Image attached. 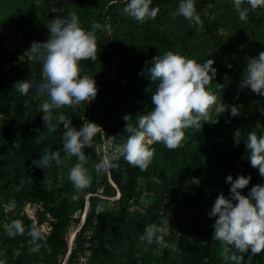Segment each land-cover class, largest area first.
I'll return each instance as SVG.
<instances>
[{"label": "rangeland", "instance_id": "rangeland-1", "mask_svg": "<svg viewBox=\"0 0 264 264\" xmlns=\"http://www.w3.org/2000/svg\"><path fill=\"white\" fill-rule=\"evenodd\" d=\"M180 2L152 0L150 7L159 9L157 16L140 23L123 12L126 0H0V226L11 248L8 252L0 248L3 264H234L221 255L225 245L213 240L212 225L217 217L210 218L208 213L221 192L230 195L228 175L234 179L251 176L249 185L242 190L246 195L251 187L264 184V177L250 164L245 144L251 132L258 137L264 135V95L240 88L248 58L264 51L246 38L253 30L251 14L264 13V7L252 10L243 4L248 14L246 20H241L233 0H194L202 21L195 25L177 14ZM73 12L86 31L93 23L99 25L95 31L97 60L79 62L81 76L95 79L98 93L89 103L51 109V125L57 129L53 132L41 112L42 103L49 98L47 94H37L45 80L42 63L30 46L34 41L43 43L49 39L47 25L52 19H64ZM168 51L200 64L213 60L217 73L206 89L217 96V105L222 102L242 108L241 114L233 117L230 111L217 113L214 106L207 123L201 121V131L207 132L206 141L199 146L205 156L200 180L212 192L207 203L201 201L196 206L190 199L174 201L163 195L162 199L159 196V209L150 211L144 196L150 189L164 185L155 178V172L163 171L167 160H174L176 151L154 143L152 163L141 171L119 156V149L130 135L125 131L127 121L123 117L130 116L128 123L136 126L137 114H147L154 108L151 97L156 85L144 66ZM19 81L31 82L27 95L19 92ZM149 87L153 91H146ZM61 115L71 119L77 130L84 122H93L104 131L93 138L91 148L84 149L88 157L85 167L93 177L89 188L77 190L68 178L77 157L60 166L55 161L46 168L33 165V160L53 151H59L64 158ZM194 130H185V140L193 138ZM237 130L240 132L235 137ZM105 153L119 156L113 161L117 170L135 176L129 186L137 196L129 200L125 209L120 207L122 192L113 183L111 170L100 175L94 170ZM212 156L220 162L219 176L206 170ZM200 180L195 177L192 182L199 184ZM107 183L112 186L110 195L105 193ZM93 205H97L95 213ZM115 212L121 214L102 217ZM91 215L92 225L83 233L79 248L77 235ZM13 220L22 221L24 235H7ZM102 220L106 221L101 230L104 239H93L95 226ZM151 224L167 228L166 247L148 244L143 238ZM34 225L45 234L47 243L38 242L40 249L30 252L34 245L27 232ZM227 247L231 255L235 249ZM237 255L244 258L241 264H264V251L251 255L249 250Z\"/></svg>", "mask_w": 264, "mask_h": 264}, {"label": "clouds", "instance_id": "clouds-1", "mask_svg": "<svg viewBox=\"0 0 264 264\" xmlns=\"http://www.w3.org/2000/svg\"><path fill=\"white\" fill-rule=\"evenodd\" d=\"M233 2L241 20H246L248 14V9L242 7L243 4L247 3L252 10L264 7V0ZM151 3L152 0H126L123 12L143 23L147 19H154L159 12L158 8L150 7ZM177 14L190 23L202 24L194 0H181ZM47 27L50 31L49 39L43 43L32 42L30 50L41 61L45 76L37 93L47 94L49 98L41 106L43 121L49 130L55 132L57 129L51 125V109L76 106L84 101L89 103L97 96L95 79L88 75L81 76L79 62L97 60L95 31L99 25L93 23L91 30L86 31L81 27L77 14L73 12L67 18L52 19ZM213 64L211 59L200 64L172 51H168L163 57H154L152 66L148 69L149 78L156 85L151 97L154 108L147 114H137L136 126L128 123L130 116L123 117L127 121L125 131L130 135L120 147L119 156L144 171L152 163L155 154L151 145L159 142L169 149L182 146L186 139L185 130L195 128L200 131L201 121L207 123L214 106L219 114L230 111L231 116H239L242 105H226L222 102L217 105V96L206 89L217 73ZM17 84L23 95H27L32 87L30 81H19ZM240 88H250L252 92L264 95V51L255 58H248ZM146 91L153 89L149 87ZM59 122L65 129L61 138L64 158H61L59 151H53L41 155L39 160H33V165L46 168L50 162L55 161L60 166L65 160L75 156L78 162L70 169L68 178L77 190L89 188L93 177L85 167L88 157L84 149L91 148L93 138L104 131L93 122H84L80 130H77L71 125V119H66L63 115L59 117ZM216 122L217 120L213 123ZM239 132L236 131L235 137ZM245 144L249 150L251 166L258 169L259 174L264 177V135L258 137L255 132H251ZM119 156L105 153L101 161L94 165L96 174L109 173L117 166L113 161ZM250 181L251 176L239 175L234 179L232 175H228L226 183L230 184V195L225 196L221 192L208 213L210 218L217 217L212 225L213 240L225 245L221 255L225 261L231 260L234 264H241L244 259L237 253L250 250L251 255H257L264 251V184L251 187L248 194L243 195L242 190ZM166 232L167 228L151 224L146 227L143 238L148 244L155 242L160 247H166ZM24 233L25 227L21 220H13L7 229V235L13 238ZM27 235L31 237L34 245L29 249L30 252L40 249L41 244L38 242L42 241L45 245L47 243L45 234L35 225L28 230ZM227 246L235 249L231 255ZM0 264L3 262L0 261Z\"/></svg>", "mask_w": 264, "mask_h": 264}, {"label": "trees", "instance_id": "trees-1", "mask_svg": "<svg viewBox=\"0 0 264 264\" xmlns=\"http://www.w3.org/2000/svg\"><path fill=\"white\" fill-rule=\"evenodd\" d=\"M238 15L239 13L236 12ZM262 15V16H261ZM240 19L239 17H237ZM250 19H252V25L250 29L252 30V33L250 32L246 38L249 39V41L254 42L255 44H258L260 47L264 48V13H261L260 15L254 13L251 14ZM136 45V44H135ZM164 55L160 56L163 57ZM154 58V57H153ZM153 58L148 61L147 64H145V69L148 71L150 67L152 66ZM41 72V68L38 69V73ZM207 131L205 130H194L193 138L189 139V141L185 140L182 143V146L175 148L174 154V160H167V165H165V168H162L163 171L159 173L158 171L155 172V178L159 179L160 182L164 183V185H158L155 190H149L147 192V195L144 196L145 199H147L146 206L149 207L150 211H156L159 209L160 201L159 196L162 199L163 195H166L167 197H171L174 201L176 199L185 201L186 199H190L192 202L195 203L197 206L199 202L203 201L204 203H207L206 200H208L210 197H212V192L208 188L207 185H205L204 181L200 180V175H202V163L203 160H205V156L202 154V150L199 149V146L201 144H204L206 141L205 133ZM75 158V156H72L68 159ZM162 163V160L158 161ZM219 161L216 159L215 156H212L210 164L206 167V170L210 171L211 174L215 173V176H219V173L217 172V165L219 166ZM171 171L170 174H167L168 171ZM4 176L3 174L1 177ZM198 178L200 180L199 184L193 183V178ZM111 179L113 183L120 189L122 192V197L120 199V207L124 208L129 203V200L132 198H136L137 194L133 193V189L130 185V183L135 180V176L128 172V171H120L116 168L111 169ZM217 180V179H216ZM229 187V184H228ZM112 186L107 183V187L105 190V193L110 195ZM230 193V187L229 191ZM152 193V194H151ZM224 193V192H223ZM246 191H242L243 195H246ZM177 197V198H176ZM100 201H102L100 198H98ZM93 213L96 211L97 205H93ZM119 212H115L113 214H102V217L108 216L115 217L119 216ZM93 222V215L89 216L86 223L83 225L81 230L79 231L76 239V243L79 248H82L83 243H81V237L83 236V233L87 230L88 226H91ZM106 221L102 220L99 222L97 226H95V233L93 234V239L99 238V240H103V225H105ZM207 223V222H206ZM205 225V224H204ZM206 227H208L206 225ZM199 229V228H197ZM201 229V233L205 229V226ZM102 230V231H101ZM198 231V230H197ZM102 233V234H101ZM203 236V235H202ZM96 237V238H95ZM94 241V240H93ZM9 241H7L3 236V230L0 226V248H2L5 252L11 251L9 244Z\"/></svg>", "mask_w": 264, "mask_h": 264}]
</instances>
